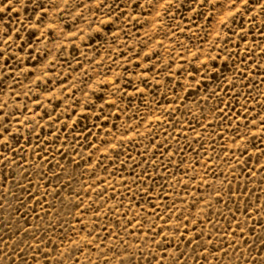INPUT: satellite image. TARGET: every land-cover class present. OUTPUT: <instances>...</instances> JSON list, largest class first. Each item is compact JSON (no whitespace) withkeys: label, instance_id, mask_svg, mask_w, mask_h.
<instances>
[{"label":"rangeland","instance_id":"rangeland-1","mask_svg":"<svg viewBox=\"0 0 264 264\" xmlns=\"http://www.w3.org/2000/svg\"><path fill=\"white\" fill-rule=\"evenodd\" d=\"M0 264H264V0H0Z\"/></svg>","mask_w":264,"mask_h":264}]
</instances>
